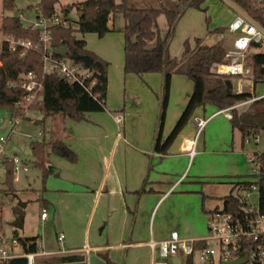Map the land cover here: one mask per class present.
I'll use <instances>...</instances> for the list:
<instances>
[{"label": "crops", "instance_id": "1", "mask_svg": "<svg viewBox=\"0 0 264 264\" xmlns=\"http://www.w3.org/2000/svg\"><path fill=\"white\" fill-rule=\"evenodd\" d=\"M138 3V8H144L149 1L140 0ZM130 4H133L132 0ZM115 21L116 15L109 22L112 31L117 27ZM121 25L117 29L119 35L110 32L103 37L96 33L76 34L85 40L89 50L109 63L106 109L87 112L84 119L78 121L61 114L43 120L44 139L62 140L76 154L75 161L56 154L49 156L48 172L43 180L47 198L41 211L47 208L49 212L44 222L50 220L54 228V241H51L50 236H47L48 241L42 236V246L47 252L45 257L80 255V261H83L85 255L82 250L90 247L92 256L97 255L101 259L102 256H108L116 264H126L125 250L135 249L142 254L133 259L132 264H152L157 253L149 248L150 241L141 238L145 217H152L159 204L167 200L177 185L187 178L186 171L192 161L189 151L197 135L195 123L191 120L188 122L167 154L154 152L164 77L160 73L142 76L125 73L124 58L116 51L125 42V20ZM217 41H221L220 38ZM193 89L194 83L187 76H172L162 140L171 133ZM220 111L213 105L197 111L198 117H205L208 122L197 138L200 154L193 159L201 155V160L198 174L195 175L204 176L205 172L201 168L204 157L223 152L211 150L214 143L207 134L209 129H213L218 116H223L231 123V119ZM30 128L36 129V123H32ZM232 131L239 133L241 139L239 131L233 128ZM48 136L54 137L53 140L46 139ZM9 150H12L11 146ZM166 163L169 168H166ZM232 179V189L245 190L242 184L248 181L246 177ZM11 193L13 191H4L5 195ZM204 232L203 227L196 229L192 238L201 239ZM61 233L65 234L64 253H59L61 245L58 236ZM156 235L158 239L169 237L168 233ZM182 257L183 264H186L187 256Z\"/></svg>", "mask_w": 264, "mask_h": 264}, {"label": "trees", "instance_id": "2", "mask_svg": "<svg viewBox=\"0 0 264 264\" xmlns=\"http://www.w3.org/2000/svg\"><path fill=\"white\" fill-rule=\"evenodd\" d=\"M60 0H40L37 5V17H53L59 15L56 5ZM155 7L138 8L130 4V0H83L77 3L79 12L78 27L74 29L69 25H54L51 27L53 48L66 46L67 55H54L58 58H67L75 64L92 71L95 84L91 91L78 82H72L60 77L57 73L43 75V63L41 53L37 50H29L25 56L14 52L7 42L0 52V109L14 114L19 112L16 104L20 101L25 91L20 87L21 76L28 72H34L43 76L42 97L32 109L43 112L44 119L52 115L61 114L75 121L82 120L87 112H99L106 109V96L108 87L109 63L95 52L86 47L84 39L78 38L77 33H96L103 37L112 31L109 25L112 16L121 13L125 20L123 33L124 42V71L126 74L160 73L163 74V92L161 95V109L159 115L158 134L154 146V152L167 154L170 146L184 127L192 119L199 107L213 105L220 110L231 107L239 102L252 97L250 91L238 93L233 87L226 84V75L214 76L209 68L213 62H224L225 46L221 41L206 45L203 40L196 38V45L191 48L186 41L184 51L180 58L171 57L169 44L172 40L176 25L188 8H196L206 14V22H210L207 15L208 7L204 6L206 0H154ZM242 8L252 18L264 24L263 11L254 9L255 0H229ZM5 10L15 8V0H3ZM72 6L62 9L68 13ZM165 14L168 22V31L162 36L159 31L158 18ZM60 16V15H59ZM69 20V19H68ZM0 31L7 36L16 39H32L38 41V31L25 26L22 16H4ZM227 31V26H220L210 31L211 34H221ZM247 64L252 67L255 83L264 81V52L256 51L249 55ZM174 74L185 75L194 83L193 92L185 106L181 116L176 122L171 133L162 140V131L166 118L171 79ZM232 128L241 134L242 144L247 139L254 140L264 133V97L249 103L248 107L239 111L232 110ZM25 118V116L23 117ZM32 152L36 158V165L42 170L43 180L47 176L49 156L59 155L70 161L76 160L75 152L62 140L33 142ZM261 164L259 176V209L264 213V152L258 156ZM9 164L7 172V190L13 191V163ZM244 189L249 188V181L242 184ZM223 199V209L210 211L239 212L245 204L240 196L229 194ZM0 231H3V220L0 214ZM26 252H35L38 249V236L18 237ZM204 248L203 242L195 244ZM105 264H116L108 256H102ZM193 254L187 256L186 264H193ZM82 260L80 255L61 256L60 263L76 262ZM26 258L12 259L9 264H26Z\"/></svg>", "mask_w": 264, "mask_h": 264}, {"label": "rangeland", "instance_id": "3", "mask_svg": "<svg viewBox=\"0 0 264 264\" xmlns=\"http://www.w3.org/2000/svg\"><path fill=\"white\" fill-rule=\"evenodd\" d=\"M83 0H60L57 5V13L61 17L69 19V24L72 28L77 29L79 12L77 3ZM120 2L121 0H116ZM140 0H132V5H138ZM147 7L157 6L154 0H148ZM40 0H15V8L13 10H5L3 7V0H0V27L4 16H20L25 25L37 20V5ZM72 6L68 13H64L62 9L66 6ZM205 6L208 7V15L210 22H206V14L199 9L190 8L186 11L184 16L180 19L173 34L169 52L173 56H181L184 51L185 42L188 41L191 48L196 45V38L204 41V44H213L218 38L219 34H211L210 31L217 27L228 25L234 15L238 12H244L242 8L235 5L229 0H206ZM116 30L110 31L114 35H119L121 23L124 22L121 13L116 14ZM119 26V27H118ZM159 31L164 36L168 31V22L165 14H161L158 18ZM227 32V31H226ZM109 33V32H108ZM106 33V34H108ZM109 33V34H110ZM105 34V35H106ZM234 35L225 33V42H222L226 47L231 45ZM101 39V38H97ZM120 56L124 58V45L117 48ZM115 51V52H116ZM259 52H264V46ZM68 63L72 65V61L68 59ZM226 79H233L231 76H225ZM234 91L236 89L233 87ZM256 95H264V81L257 83L255 88ZM249 104L237 108L243 111ZM211 105H206L209 107ZM197 108L191 121L194 124V118L198 117ZM11 112L0 109V137H9L5 152L11 159L17 156L22 164L26 167H20L17 176L18 180H13V193L5 195L7 190L6 180L7 172L9 171L10 163H0V214L3 220V231L5 237H34L39 236V242L42 244V236L47 240L50 236L51 241H54V228L48 222L42 223L40 220L41 208L45 203L46 194L44 190L42 171L35 163V156L32 152L31 145L33 142H40L45 140L44 136L39 135V132L44 130V114L38 109H30L25 118L19 120L15 125V130L11 134L12 118ZM207 117V116H206ZM36 123V129H31L30 125ZM212 130H208L210 139L213 141L211 150H222V153H211L202 160V170L204 176L198 174L199 161L201 160L200 145L198 147L196 141V155L188 165L186 175L187 178L183 183H179L174 190V193L161 202L154 210L152 217H145V221L141 227V234L143 239L148 241L163 240L158 239L156 233H168L169 236L173 231H177L182 238L193 239L192 236L196 229L203 227L205 229L203 237L209 233V225L216 219L215 213L206 212L218 208L223 209L222 197L230 193L235 196L244 197L247 190L243 191L239 188H233L230 182L232 177H246L249 182L257 179L255 175V166L250 161V157L255 152H264V133H262L258 142L255 140L245 141L244 146L241 144L240 135L233 132L230 120H225L223 116H218L214 121ZM196 126V124H194ZM195 130L197 127H195ZM29 135L35 136L34 141L29 138ZM53 140L52 137L46 139ZM198 140V139H197ZM227 142V145H225ZM12 150H9V147ZM228 152H227V151ZM161 166V165H158ZM162 168V167H161ZM166 168H169L166 163ZM217 174V175H215ZM202 176V177H201ZM258 193L253 192L251 203H257ZM204 205V207H203ZM206 211H205V210ZM223 218V217H220ZM155 233V234H154ZM156 235V236H155ZM202 237V238H203ZM49 239V241H50ZM150 244V243H149ZM207 247H214L216 244L212 241L204 243ZM151 249V246L148 245ZM19 252V250H17ZM202 248L196 247L193 253V264H205L200 259ZM157 253V252H156ZM142 252L135 251V249H128L124 252L126 264H132L133 259H137ZM183 253L169 256L168 264H183ZM59 255L43 257L41 261L45 264H59ZM158 258V256H157ZM156 258V259H157ZM123 262V261H122ZM209 264V263H207ZM217 264V263H214Z\"/></svg>", "mask_w": 264, "mask_h": 264}, {"label": "built area", "instance_id": "4", "mask_svg": "<svg viewBox=\"0 0 264 264\" xmlns=\"http://www.w3.org/2000/svg\"><path fill=\"white\" fill-rule=\"evenodd\" d=\"M254 9L263 11L264 18V0H255ZM21 14L20 16H22ZM63 24L69 25V20L66 17L55 15L53 17H37L35 22L25 25L34 31H38V41L32 39L14 38L4 35L0 31V52L5 42L9 44L11 50L19 52L20 56H25L29 50H37L41 53L43 63V75L47 73H57L60 77L72 82H78L85 86L88 91H91L95 79L92 71L83 68L79 64L72 62L68 63L67 58H58L54 56V48L51 45L52 32L51 27L54 25ZM227 32L235 37L231 45L226 47L224 62H213L210 65V72L214 76H231L233 87L236 92L241 93L250 91L252 97L246 101L239 102L231 107L221 110L225 116L232 119V110L243 105L249 104L255 100L261 99L264 95H256V83L254 80L252 67L247 64L249 55L258 51L264 46V24L252 18L248 13L238 12L227 25ZM225 32V33H227ZM225 33L220 34V40H225ZM223 68V69H221ZM20 87L25 91L23 98L17 102L16 107L19 112L11 115L12 129L11 134L15 130V125L19 120L26 116V113L35 104H38L42 97L43 91V76L40 77L34 72H28L21 76ZM194 122L197 127L196 139L192 144L189 155L193 158L196 155V141L208 119L205 117H195ZM43 135V132H39ZM29 138L34 141L35 136L29 135ZM258 138L254 140L258 142ZM9 137H0V163L10 161L13 163V177L18 180L17 172L20 167H26L22 164L17 156L11 159L5 152ZM247 141H251L247 139ZM263 153V152H262ZM255 152L251 155L250 161L256 167L255 175L257 179L249 182L247 194L244 197L240 196L245 204L239 212H216V219L209 225V233L201 239H186L182 238L177 231H173L170 236L161 241H151V248L157 252L158 258L152 264H168L169 256L183 253L185 256L192 255L195 250V244L198 242L205 243L212 241L216 244L214 247L202 248L200 259L209 264H222L224 262H233L238 259L242 260V264H264V213L259 209V176L261 164L258 156L262 154ZM258 193L257 203H251L253 192ZM49 216L47 208H43L40 214V219L44 222ZM223 217V218H220ZM58 241L61 245L59 253L66 252L65 234L61 233L58 236ZM19 250V252L17 251ZM82 252L85 259L80 262L90 264L92 256V248L85 247ZM47 255L41 243H38V249L35 252H26L20 243L18 237L13 236L7 238L0 231V264H9L12 259L26 258V264H45L41 261ZM80 262H64L59 264H78Z\"/></svg>", "mask_w": 264, "mask_h": 264}, {"label": "water", "instance_id": "5", "mask_svg": "<svg viewBox=\"0 0 264 264\" xmlns=\"http://www.w3.org/2000/svg\"><path fill=\"white\" fill-rule=\"evenodd\" d=\"M53 52L56 55L64 56V55H67L68 49L66 46H62V47L54 48ZM226 84L228 85L229 88L233 87L232 81L230 79L226 80ZM42 99H43V97H41V100ZM78 264H86V262H80ZM90 264H105V261L103 259H101L99 256L93 255L90 258ZM222 264H242V260L238 259V260L233 261V262H224Z\"/></svg>", "mask_w": 264, "mask_h": 264}, {"label": "bare ground", "instance_id": "6", "mask_svg": "<svg viewBox=\"0 0 264 264\" xmlns=\"http://www.w3.org/2000/svg\"><path fill=\"white\" fill-rule=\"evenodd\" d=\"M221 69H223V68H221Z\"/></svg>", "mask_w": 264, "mask_h": 264}]
</instances>
